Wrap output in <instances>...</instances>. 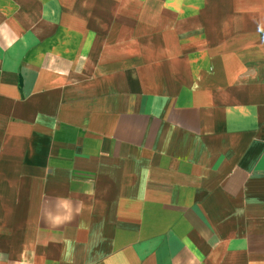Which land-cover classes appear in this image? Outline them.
Segmentation results:
<instances>
[{
	"label": "crops",
	"instance_id": "1",
	"mask_svg": "<svg viewBox=\"0 0 264 264\" xmlns=\"http://www.w3.org/2000/svg\"><path fill=\"white\" fill-rule=\"evenodd\" d=\"M0 264H264V0H0Z\"/></svg>",
	"mask_w": 264,
	"mask_h": 264
}]
</instances>
